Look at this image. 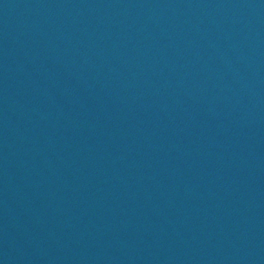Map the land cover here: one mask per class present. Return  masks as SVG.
Segmentation results:
<instances>
[{"label": "water", "instance_id": "95a60500", "mask_svg": "<svg viewBox=\"0 0 264 264\" xmlns=\"http://www.w3.org/2000/svg\"><path fill=\"white\" fill-rule=\"evenodd\" d=\"M0 264H264V0H0Z\"/></svg>", "mask_w": 264, "mask_h": 264}]
</instances>
